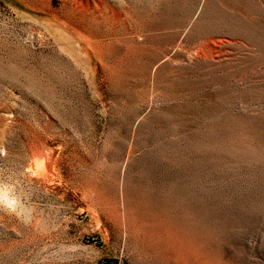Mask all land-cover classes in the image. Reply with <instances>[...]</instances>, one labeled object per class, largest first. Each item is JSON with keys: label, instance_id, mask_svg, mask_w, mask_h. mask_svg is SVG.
<instances>
[{"label": "rangeland", "instance_id": "374dc122", "mask_svg": "<svg viewBox=\"0 0 264 264\" xmlns=\"http://www.w3.org/2000/svg\"><path fill=\"white\" fill-rule=\"evenodd\" d=\"M0 264H264V0H0Z\"/></svg>", "mask_w": 264, "mask_h": 264}, {"label": "bare ground", "instance_id": "6f19581e", "mask_svg": "<svg viewBox=\"0 0 264 264\" xmlns=\"http://www.w3.org/2000/svg\"><path fill=\"white\" fill-rule=\"evenodd\" d=\"M5 201V200H4Z\"/></svg>", "mask_w": 264, "mask_h": 264}]
</instances>
